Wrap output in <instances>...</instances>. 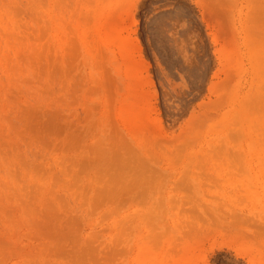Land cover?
Instances as JSON below:
<instances>
[{
    "label": "rangeland",
    "instance_id": "obj_1",
    "mask_svg": "<svg viewBox=\"0 0 264 264\" xmlns=\"http://www.w3.org/2000/svg\"><path fill=\"white\" fill-rule=\"evenodd\" d=\"M0 264H264V0H0Z\"/></svg>",
    "mask_w": 264,
    "mask_h": 264
}]
</instances>
